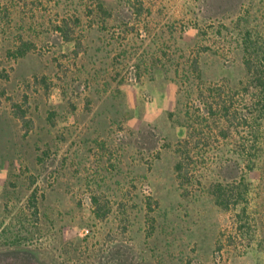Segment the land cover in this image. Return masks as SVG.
Returning a JSON list of instances; mask_svg holds the SVG:
<instances>
[{"label":"rangeland","instance_id":"374dc122","mask_svg":"<svg viewBox=\"0 0 264 264\" xmlns=\"http://www.w3.org/2000/svg\"><path fill=\"white\" fill-rule=\"evenodd\" d=\"M248 33L264 48V0H0V264H264V172L245 236L175 172Z\"/></svg>","mask_w":264,"mask_h":264},{"label":"trees","instance_id":"16d2710c","mask_svg":"<svg viewBox=\"0 0 264 264\" xmlns=\"http://www.w3.org/2000/svg\"><path fill=\"white\" fill-rule=\"evenodd\" d=\"M250 40L248 33L243 39L246 78L239 87L197 85L175 164L180 186L208 184L217 205L234 212V226L244 236L250 194L246 177L256 169L264 172V48Z\"/></svg>","mask_w":264,"mask_h":264}]
</instances>
